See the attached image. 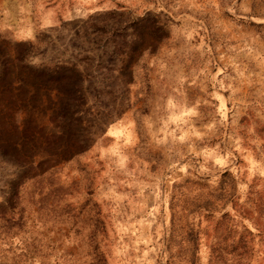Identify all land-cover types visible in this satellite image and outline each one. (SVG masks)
Masks as SVG:
<instances>
[{"label":"rangeland","instance_id":"1","mask_svg":"<svg viewBox=\"0 0 264 264\" xmlns=\"http://www.w3.org/2000/svg\"><path fill=\"white\" fill-rule=\"evenodd\" d=\"M0 264H264V0H0Z\"/></svg>","mask_w":264,"mask_h":264}]
</instances>
